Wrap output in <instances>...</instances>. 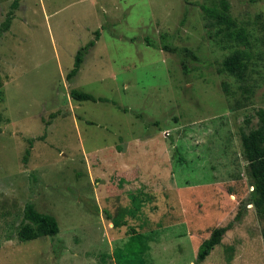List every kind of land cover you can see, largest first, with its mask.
Returning <instances> with one entry per match:
<instances>
[{
	"label": "rangeland",
	"instance_id": "obj_1",
	"mask_svg": "<svg viewBox=\"0 0 264 264\" xmlns=\"http://www.w3.org/2000/svg\"><path fill=\"white\" fill-rule=\"evenodd\" d=\"M228 2L256 33L264 0ZM217 5L0 0V28L12 16L0 32V264H195L200 242L228 223L199 264H264L262 209L247 203L236 218L264 167V68L251 64L244 88L218 71L229 50L205 24ZM28 202L56 218V235L18 238ZM130 227L148 245L138 259L119 254Z\"/></svg>",
	"mask_w": 264,
	"mask_h": 264
},
{
	"label": "trees",
	"instance_id": "obj_2",
	"mask_svg": "<svg viewBox=\"0 0 264 264\" xmlns=\"http://www.w3.org/2000/svg\"><path fill=\"white\" fill-rule=\"evenodd\" d=\"M205 11V19L207 21L205 24L208 27V36L213 38L221 47L227 48L229 50L223 56L218 71L231 76L237 83V88H244V84L246 85L250 78L249 70L251 64L256 65L261 63L262 65H260L264 68V22H260L258 24L256 33H250L243 24L237 22L230 16L228 0H218L217 6L205 8ZM11 19L12 16L10 13H8L6 19L2 23L0 32L2 30H6L9 27ZM98 37L99 30H95V37L89 40L85 45L79 47L74 56L73 65L66 74L67 79L72 78L78 72L85 54H87L90 48L94 46ZM163 48L171 51L179 50L169 47L166 44L163 45ZM181 50L194 57L193 53L188 48L183 47ZM222 84L224 93L229 97H233L236 89L230 88L226 82H223ZM70 95L79 101H107L106 98L95 97L89 92L78 89H72L70 91ZM247 98V95L244 96V100ZM235 106L236 109L243 107L245 106V102L238 100ZM55 116V113L51 114V117ZM27 154L28 150H26L24 159L26 158ZM262 162H264V158L258 160L255 164H260V166H263L261 165ZM253 170L256 169L253 167ZM257 170L256 185L250 192L248 198L241 204V207L239 208V211L236 215L237 219L241 214V210L245 208L247 203H254L260 208L259 210L262 209L258 213L260 217L264 218V167L258 168ZM95 210V212H97V208H95ZM102 212L105 213L106 218L110 219L114 225L119 226L123 224V221L115 220L107 210H103ZM23 221L24 222L17 231L18 238L21 241L32 240L42 236H53L58 232V222L56 218L51 214L35 210L31 202L25 204L23 210ZM231 225L232 223H228L224 226H218L211 230L209 236L203 239L198 245L195 264L203 262L214 249V247L221 243L223 235L231 228ZM130 231L133 235L125 243V246L119 250V254L123 257L135 256L138 259L140 253L142 254L148 248V245L144 240V237L141 234L135 232L132 227H130ZM137 261V264H145V262L140 259Z\"/></svg>",
	"mask_w": 264,
	"mask_h": 264
}]
</instances>
